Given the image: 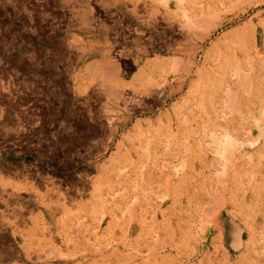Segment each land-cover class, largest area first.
<instances>
[{
	"label": "rangeland",
	"instance_id": "1",
	"mask_svg": "<svg viewBox=\"0 0 264 264\" xmlns=\"http://www.w3.org/2000/svg\"><path fill=\"white\" fill-rule=\"evenodd\" d=\"M0 264H264V0H0Z\"/></svg>",
	"mask_w": 264,
	"mask_h": 264
},
{
	"label": "crops",
	"instance_id": "2",
	"mask_svg": "<svg viewBox=\"0 0 264 264\" xmlns=\"http://www.w3.org/2000/svg\"><path fill=\"white\" fill-rule=\"evenodd\" d=\"M86 40H91L92 38H90L88 35L85 36ZM91 54V60L94 58H100L102 56V52L99 49H95L92 52H89Z\"/></svg>",
	"mask_w": 264,
	"mask_h": 264
},
{
	"label": "bare ground",
	"instance_id": "3",
	"mask_svg": "<svg viewBox=\"0 0 264 264\" xmlns=\"http://www.w3.org/2000/svg\"><path fill=\"white\" fill-rule=\"evenodd\" d=\"M197 20H198V19H197ZM203 20H204V19H203ZM196 23H197V21H196ZM199 23H200V22H199ZM199 23H198V24H199ZM187 25H188V24H187Z\"/></svg>",
	"mask_w": 264,
	"mask_h": 264
}]
</instances>
